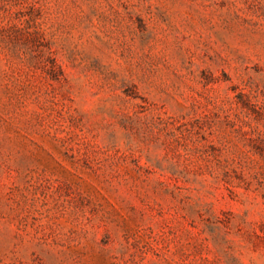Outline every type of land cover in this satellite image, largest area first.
<instances>
[{
  "label": "rangeland",
  "instance_id": "rangeland-1",
  "mask_svg": "<svg viewBox=\"0 0 264 264\" xmlns=\"http://www.w3.org/2000/svg\"><path fill=\"white\" fill-rule=\"evenodd\" d=\"M0 264H264V0H0Z\"/></svg>",
  "mask_w": 264,
  "mask_h": 264
}]
</instances>
